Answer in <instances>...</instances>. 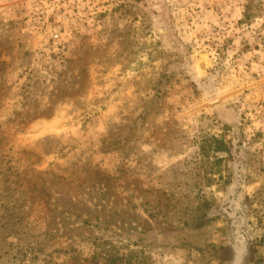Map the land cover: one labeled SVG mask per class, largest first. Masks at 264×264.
<instances>
[{
  "label": "rangeland",
  "instance_id": "rangeland-1",
  "mask_svg": "<svg viewBox=\"0 0 264 264\" xmlns=\"http://www.w3.org/2000/svg\"><path fill=\"white\" fill-rule=\"evenodd\" d=\"M0 264H264V0H0Z\"/></svg>",
  "mask_w": 264,
  "mask_h": 264
}]
</instances>
